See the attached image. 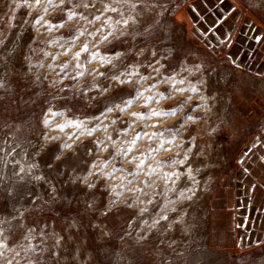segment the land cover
Segmentation results:
<instances>
[{"label": "rangeland", "instance_id": "rangeland-1", "mask_svg": "<svg viewBox=\"0 0 264 264\" xmlns=\"http://www.w3.org/2000/svg\"><path fill=\"white\" fill-rule=\"evenodd\" d=\"M110 2L103 0L97 3L96 9L79 8L77 11L89 14L92 19L90 13L99 14L104 3ZM197 5L236 9L264 26V0H149L148 11L136 9L143 12L136 24L130 22L125 27L123 23H116L122 20L121 15L105 12L101 20L88 26V31L101 29V32H96L95 36L85 33L74 41L69 29L85 27V22L79 18L49 32L47 25L37 24L36 20L43 16L45 21L56 22L54 17L60 9L45 13V5L29 7L24 0L16 3L0 0V81L3 83L0 87V173L5 178L0 185V220L5 223L0 227L4 229L2 239L7 245L0 264L13 258L20 264H264V239L257 244L239 246L233 241L231 231L224 228L228 224L224 226L215 220L211 206L214 190L231 173L230 151L241 143V135L253 128L241 122L234 105L253 96L242 91V86L252 85L250 78L257 76L234 70L222 59L211 56L205 37L200 39L195 34L185 13ZM113 6L120 8L123 18H127L128 6ZM203 10L202 20L211 15L206 13L210 9ZM214 14L219 15L218 19L222 15ZM108 17L112 19L106 23ZM121 31L125 34L120 35ZM109 32L114 33L109 36L110 43L97 46L101 35ZM50 40L55 42L48 43ZM85 42L90 43V51L74 58ZM141 49H144L143 55H137ZM95 51L112 58V63L101 66L99 57L91 58V52ZM116 53L122 54L119 59ZM216 55L222 58L224 52ZM156 61L160 62L157 67L162 65L159 74L147 67ZM78 64L81 66L77 67ZM130 65H140V74H151L153 78L137 83L139 76L121 77L131 79L132 83L125 85H117L110 79L131 70ZM97 68L106 75L94 76L92 70ZM85 69L83 77L77 76ZM168 76L184 79L180 87H194L197 91L173 92L174 98L157 96L156 100L146 102L149 95L167 94L170 84L165 77ZM259 79L264 84V78ZM133 85L144 96L135 100L124 113L115 108L107 112V107L114 104L123 107L120 97L128 98L126 93ZM103 88L108 91H101ZM261 92L263 99L264 89ZM188 96L192 100L175 115H149L152 110L174 107L177 100ZM201 96L207 99L201 100ZM133 112L146 115L137 119L131 115ZM188 115L193 119L183 121L175 143H165L164 148L152 151L165 138L172 139L166 129L178 125ZM45 120L49 124L45 125ZM72 120L83 121L87 127H99L91 136L81 135L82 144L77 141L73 149L64 150L76 161L77 166L69 170L61 162H54L53 154L59 151L58 145L68 135L84 133V128L67 126L61 132L57 127ZM113 120L116 122L112 123ZM161 132L162 136L151 135ZM43 133L59 135L60 140L52 142L47 152L37 154ZM137 133H141V138L132 146L130 142ZM97 139L103 143L94 144ZM128 147L132 148L131 152L123 156L116 154ZM105 148L107 151L103 150ZM89 150L91 155H88ZM133 157L138 159L133 161ZM110 158L111 163L103 166L102 162ZM140 159L144 164L137 168ZM169 159H184L185 163H165ZM93 162L97 163V169L103 167L104 172L96 188L86 190L80 181L70 182L86 175ZM33 163L38 167L32 169L30 175L25 173L24 182L8 179L20 167L27 169ZM48 164L53 167L48 168ZM114 168L122 171H114ZM166 173H176L178 178H169ZM35 175H43L45 179L34 180L31 177ZM48 181L57 190L54 201L50 199ZM107 185L121 193L120 197L112 193V198L121 204L137 198L143 203H133L132 208L120 207L108 217H100L96 210L108 202ZM7 188L13 190V195L7 194ZM137 188L141 191H131ZM187 196L192 198L186 199ZM149 200L152 203H148ZM88 203L94 205L93 209L86 208ZM142 207L148 211L141 217L138 213ZM161 215H167L168 220L161 221L155 229L150 230L142 223L147 220L151 224ZM72 220L77 221V227L69 231L68 224ZM94 224L110 232V238L101 240V229ZM223 231L227 233L224 239L215 236L216 232ZM145 233H149L147 238L138 241V235Z\"/></svg>", "mask_w": 264, "mask_h": 264}, {"label": "crops", "instance_id": "crops-1", "mask_svg": "<svg viewBox=\"0 0 264 264\" xmlns=\"http://www.w3.org/2000/svg\"><path fill=\"white\" fill-rule=\"evenodd\" d=\"M205 7L210 9L206 13L211 15L202 20ZM185 13L195 34L200 39L205 37V45L212 57L222 59L234 70L257 76L250 78L252 85L242 86V91L253 96L234 105L241 122L253 125V128L241 135V143L230 151L228 166L231 173L214 190L211 202L213 217L224 226L228 224L224 228L231 231L236 244H257L264 239V163L258 159L264 156V98L260 96L264 84L259 79L264 78V26L254 17L222 6L197 5ZM214 13L222 14L221 19ZM219 52H224L222 58L216 55ZM255 78L259 79L258 84L252 82ZM257 97L260 99L255 100ZM226 231L216 232L215 236L224 239Z\"/></svg>", "mask_w": 264, "mask_h": 264}, {"label": "snow or ice", "instance_id": "snow-or-ice-1", "mask_svg": "<svg viewBox=\"0 0 264 264\" xmlns=\"http://www.w3.org/2000/svg\"><path fill=\"white\" fill-rule=\"evenodd\" d=\"M13 3H16L17 0H12ZM103 0H32V2L30 3L29 0H24L25 4H28L29 7H33L35 5H45L43 7V11L45 13L49 12L50 9L53 8H58L60 9V11L57 13L56 17H54V20L56 22H52V21H45L43 16H41L38 20H36L37 24H41L43 22L44 25H47V29L49 32H51L53 29H59V28H64L65 24L67 23V21L79 18L80 20L85 22V27L82 29H69V31L71 33H73V40H77L79 39L80 36L85 35V33H87V35L89 36H95L96 32H101V29H97L96 32H91L88 31V26L92 25L94 21L97 20H101V18L104 16L105 12H113V13H118L119 15H121L122 20L120 21H116V23H123V25L125 27H127L129 25V23L131 22L132 24H136L138 22V17H141L143 15V12H137L136 9L141 8L143 9V11H148L149 9V0H111L110 3H104L103 5V9L99 11V14H95V13H90L92 15V19H89V14H85L84 12H78L77 9L79 8H91V9H96L97 3H102ZM114 4H121V5H126L129 7L130 11L127 14V18H123L124 13L122 12V10L120 8L114 7ZM19 6V5H17ZM111 17L107 18V22H111ZM147 31V29H146ZM125 33L123 31H121L120 35H124ZM109 36H114L113 32H109L107 35H101L99 41L96 42L97 46L99 44H103L106 42H109ZM36 37H33V40H35ZM62 39V38H61ZM48 43H53L55 42L54 40H50L47 41ZM61 47H63V45H61ZM90 51V43L89 42H85V44L81 47L79 52H76L74 54V58H79L81 53H88ZM144 49H141L139 53H137V55H143ZM46 55H48L46 53ZM122 54L121 53H116V58L119 59L120 56ZM153 56H155V52L152 53ZM97 57H99L100 62H101V66H103L104 64H111L112 63V58L106 57V56H102L100 55V53L98 51L95 52H91V58L92 59H96ZM55 58V57H54ZM90 62V61H89ZM160 62L156 61L155 64H148L147 67H149L153 72L159 74L160 73V67H162V65L160 67H157V65H159ZM81 65H77V67H80ZM51 67V65L49 66ZM139 67L140 65H130L129 68L131 70L126 71V72H122L120 73V75H113L110 77L111 80L116 81L117 85H125V84H131L132 81L131 79H122L121 77H135V76H139V80L137 81V83H139L140 81H144V80H148V79H152L153 77L150 75L148 76H144L141 75L139 72ZM87 71V69H85V71H79L77 73V76L79 77H83L85 75V72ZM92 74L95 75H99L100 77H104L106 75L105 72H101L99 71V69H93L92 70ZM39 79V77H38ZM165 81L168 82L170 84V89L167 92V94L165 93H156L154 95H149L146 97V102L148 101H153L156 100L157 96L161 97V98H169L172 97L173 92L175 93H184L186 91H192L195 92L197 91L196 88H184V87H180L179 85H183L185 83L184 79H175V77L173 76H168L165 77ZM95 87L99 88V85H94ZM0 87H3V83L2 81H0ZM152 88L155 87V84L151 85ZM101 91L103 92H107L108 88H103L101 89ZM145 91H148V89H146ZM128 98H123V96L120 97L123 107H121L120 104H114L111 107H107L106 111L107 112H112L115 109H118L120 113H124L134 102L135 100H138L139 98L144 96L143 92H140L139 89L133 85V88L130 92L126 93ZM201 100H206L207 98L204 96L200 97ZM192 98L191 96L188 97H184L181 100H177L176 104L174 107H170L167 109H161L159 111L157 110H152L149 115L153 116V117H167L169 115H175L177 112H179L185 104H188L189 101H191ZM197 106H206V105H197ZM53 115H55V113H53ZM131 115L133 117H136L137 119L141 118L142 116H145L146 114L144 113H137V112H133L131 113ZM98 119V118H97ZM193 119V117L191 115H188L184 118H182V121L178 124V125H174L172 128L166 129V131L169 132V134L172 136V139H167L165 138L164 140L161 141L160 145L158 146L157 149H153L152 151H158L161 148H164V144L168 143V144H174L175 140L178 138L177 133L179 132V129L182 128L184 126L183 121L187 120V121H191ZM116 121L113 120L112 123H115ZM45 125L49 124L48 120L44 121ZM67 126H72L76 129H81L84 128V133H81L80 135H77L76 132L71 133L70 135L67 136V139H65L63 141V143L58 145L59 151L55 152L53 154V161H59L61 162V164L66 165L67 168L69 170L74 169L77 165H76V161H74L69 155L66 154V152L64 150H71L74 147V144L79 141L81 144L83 143V141L81 140V135L86 134L87 136H91L96 130L97 127H99V125H97L96 127H87L84 125L83 121H68L67 124H60L57 125V127L60 129L61 132L64 131V128ZM158 125H153V127H156ZM129 127H131V125H129ZM105 131H107V127L105 126ZM213 131H215V129H213ZM144 136H148V133H143ZM152 136H156V135H163V133H152ZM141 138V133H137L135 138L130 142V144L132 146H135L137 140H139ZM151 138V137H149ZM108 139L110 140L111 137H108ZM42 140L43 143L38 145L37 147L39 148V152L37 154L40 153H44L47 152L49 147L51 146L52 142H56L60 140V136L59 135H49L48 133H43L42 134ZM68 140H73V143H68ZM96 145L102 144L103 141H100L99 139H97L96 141L93 142ZM182 145H177V147H181ZM113 147H115V142H113ZM104 151H107V149H103ZM132 148L128 147L126 150L125 149H121L119 150L116 154L117 155H125L126 152H131ZM165 151H170V149H165ZM91 150H89L88 155H91ZM177 155H180V153H177ZM138 157H133V161L137 160ZM261 163H264V156H261L258 158ZM131 162V161H130ZM18 163V162H17ZM111 163V158L109 160H105L102 162L103 166H106L107 164ZM165 163H180V164H184L185 160L184 159H180L179 161H172V160H167L165 161ZM144 164V160L140 159L139 160V164H137V168H140L142 165ZM38 167L37 164L33 163V164H29L27 166V169L24 167H20L18 171H14L12 173V175L10 177H8V179H12L15 180L17 183L20 182H24L25 181V173L27 174H31L32 169ZM53 164H48V168H52ZM96 170V171H93ZM114 171H122V169H115ZM152 171H155V169H152ZM191 171V170H190ZM245 171H247V169H245ZM150 174V173H149ZM104 175L103 172V167L97 169V163L93 162L90 167L87 170L86 175L83 176H77L75 177L74 180L70 181V182H76V181H80L81 185L84 189L86 190H90V189H94L97 187V181L100 179L101 176ZM111 175V174H108ZM166 176H168L169 178H171V176H177L178 178V174L176 173H166ZM93 177H95V179H93ZM34 180L37 181H42L45 179V177L43 175H35L31 177ZM4 176L2 173H0V185H2V182L4 180ZM194 180V177H193ZM49 185H50V199H52L53 201L55 199H57L56 196V187L55 185L51 184V181H48ZM131 183V182H129ZM121 187H123V185H121ZM106 190L109 192V199L108 202L105 204V206L102 209H97L96 211L98 212V215L100 217H108L111 213L117 211L118 208L123 207V208H132L133 207V203H143L142 201H139V198H137L135 201H131V200H125L123 202V204L120 203V201L118 199H114L112 198V193H115L116 197H120L121 193L116 191V188L114 186L111 185H107L106 186ZM5 191L7 192V194L9 196L13 195V190L11 188H7L5 189ZM131 191H141V189L137 188ZM189 191H191V189H189ZM195 193L193 192V195ZM181 195H183V192H181ZM191 196H187L186 199H191ZM45 204L48 203V201H44ZM148 203H152V200H149ZM94 205L92 203H88L86 205V208L91 210L93 209ZM148 211V209L146 207H142L139 209V216H143L144 213H146ZM22 215V213H21ZM15 218V217H14ZM168 220V216L167 215H161L159 216L158 219H154L152 221L151 224H148L147 220H143L142 223L143 225H147L148 228L150 230L155 229L157 225L160 224L161 221H166ZM5 223L4 220H0V225H3ZM96 228H100L101 229V235H100V239L103 240L105 238H110L111 233L108 231H104L103 227L100 224H94L93 225ZM77 227V221L72 220L71 223L68 224V230L71 231V229H74ZM128 227H131V223H129ZM168 228H171V225L168 226ZM3 232L4 229L2 227H0V258L4 257V249L7 248V245L4 243V240L2 239L3 237ZM149 233H145L144 235H138V241H143L147 238ZM125 235H131V233H125ZM63 239V238H60ZM60 239L57 240V244L60 243ZM121 239L123 240V237H121ZM20 253H16V256H19ZM6 264H20V262L18 260H15V258L13 259H8L6 261Z\"/></svg>", "mask_w": 264, "mask_h": 264}, {"label": "bare ground", "instance_id": "bare-ground-1", "mask_svg": "<svg viewBox=\"0 0 264 264\" xmlns=\"http://www.w3.org/2000/svg\"><path fill=\"white\" fill-rule=\"evenodd\" d=\"M252 78V77H251ZM253 81L252 82H254V83H257L258 81H259V79H258V81H257V79L255 78V79H252ZM251 82V81H250ZM258 84V83H257ZM262 84V83H261ZM256 85V84H255ZM259 86H260V83H259Z\"/></svg>", "mask_w": 264, "mask_h": 264}]
</instances>
